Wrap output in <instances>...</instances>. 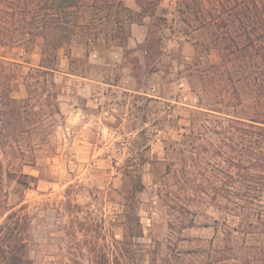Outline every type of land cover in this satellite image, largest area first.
Listing matches in <instances>:
<instances>
[{"label": "rangeland", "instance_id": "obj_1", "mask_svg": "<svg viewBox=\"0 0 264 264\" xmlns=\"http://www.w3.org/2000/svg\"><path fill=\"white\" fill-rule=\"evenodd\" d=\"M125 2L140 10L136 0ZM183 8L181 0H160L157 13L167 17L163 54L138 81L122 48L87 56L74 44V61L59 52L56 85L44 83L35 77L38 43L27 51L0 42V52L16 62L8 65L13 97L31 96L25 77L34 75V98L17 105L29 118L24 125L1 124L0 110V223L8 209L23 206L34 264H108L112 235L123 239L126 224L141 229L128 246L130 264H159L171 250L185 255L221 246L225 220L234 213L226 205L236 196L193 193L171 178L190 153L183 126L200 96L206 100L188 74L208 38L183 21ZM149 24V17L133 22L127 44L142 61ZM202 60L220 58L212 49ZM137 175L144 187L136 193Z\"/></svg>", "mask_w": 264, "mask_h": 264}, {"label": "trees", "instance_id": "obj_2", "mask_svg": "<svg viewBox=\"0 0 264 264\" xmlns=\"http://www.w3.org/2000/svg\"><path fill=\"white\" fill-rule=\"evenodd\" d=\"M206 1L181 0L183 21L206 32L208 40L201 43L202 52L215 49L220 60L204 63L197 46L188 75L199 80L206 100L200 96L188 125L183 126L188 130L182 135L190 138V153L179 169L169 173L175 186L184 185L193 193L236 196L226 205L234 213L231 221L225 220L221 246L185 255L171 250L159 264H264V0ZM136 3L139 11L125 0H1L0 42L24 46L27 51L38 43L41 58L35 77H42L44 83L56 85L59 52L74 61V44H82L87 56L93 51L122 48L127 57L125 65L138 81L141 74L154 70L163 54L161 30L167 17L157 13L160 0ZM146 17L150 24L140 45L142 61L132 56L134 50L127 44L131 24H142ZM15 63L0 52L1 124L7 127L14 121L24 125L29 119L17 105L34 98L36 92L30 79L33 72H29L25 84L31 96L18 99L11 95L8 65ZM33 113L38 114V110ZM143 187L137 175L134 191ZM22 209H8L0 223V264H34L32 235L25 230L27 214ZM124 227L123 239L112 235L108 264H130L125 259L128 246L134 237L141 236V229L132 230L128 224Z\"/></svg>", "mask_w": 264, "mask_h": 264}]
</instances>
